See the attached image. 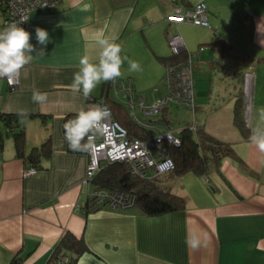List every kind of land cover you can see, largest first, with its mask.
<instances>
[{
	"label": "crops",
	"instance_id": "crops-1",
	"mask_svg": "<svg viewBox=\"0 0 264 264\" xmlns=\"http://www.w3.org/2000/svg\"><path fill=\"white\" fill-rule=\"evenodd\" d=\"M199 2L208 6L210 28L166 21L175 9ZM85 3L91 5L89 11H82ZM3 22L0 9V30ZM37 27L49 33L46 47L36 41ZM100 29L116 37L122 56L140 64L141 70L131 71L125 61L120 78L132 79L148 101L162 95L159 85L172 56V32L183 36L189 51L199 52L194 59V126L232 144L236 157L223 159L206 177L163 174L161 182L171 191L180 180L177 195L187 198L182 209L159 216H147L138 206L87 209L93 189L84 183L88 152H68L63 122L103 93L104 81L88 98L69 88L79 58L94 45ZM26 30L46 55L22 69L17 89L0 79V112L49 116L25 121L24 155L48 137L51 155L42 157L36 175L25 177V158L17 155L12 131L2 128L0 264L14 259L18 264H59L51 258L68 232L87 245L76 264H264V153L250 142L253 130L264 128V0H58L33 12ZM220 40L231 49L223 50L216 43ZM250 68L255 73L253 106L244 133L234 116L236 104L244 100V73ZM152 88L157 89L154 94ZM34 89L48 94L46 103L32 101ZM168 112L166 120L173 125ZM193 228L206 234L195 249L185 242Z\"/></svg>",
	"mask_w": 264,
	"mask_h": 264
},
{
	"label": "built area",
	"instance_id": "built-area-1",
	"mask_svg": "<svg viewBox=\"0 0 264 264\" xmlns=\"http://www.w3.org/2000/svg\"><path fill=\"white\" fill-rule=\"evenodd\" d=\"M58 0H0V9L4 18L3 28L9 24L23 23L27 28L30 16L33 12L50 8ZM166 21L171 24H191L198 27L210 28L208 6L205 2H199L188 9L177 8L173 13L167 14ZM168 44L173 56L186 55L185 59L166 62L168 93L155 97L152 101L138 93L133 80L129 78H117L114 81L104 82L109 85V98L117 105L124 108L128 118L142 131L143 135H131L128 128L117 121L112 108L101 96L90 99L89 105H107L112 115L106 121V131L98 135L92 149L88 152V165L84 183L92 186L93 180L100 172L104 163L125 162L132 175L140 178H154L170 173L175 169L174 160L169 154V146L178 147L182 143L179 133L167 120H153L152 117L162 116L171 105L184 106L195 109V63L194 59L199 52H191L187 49L183 36L178 32H172L168 36ZM255 73L250 68L244 73V123L246 127L251 124L252 96ZM7 85L11 90L17 89V82ZM157 89L153 90V94ZM88 105V106H89ZM195 131L194 125L189 126ZM38 169L29 163L25 167L24 176H34ZM90 199L92 209L100 208L129 209L136 206V197L125 192H113L106 188H94L91 190ZM59 264H66L68 257L60 255Z\"/></svg>",
	"mask_w": 264,
	"mask_h": 264
},
{
	"label": "trees",
	"instance_id": "trees-1",
	"mask_svg": "<svg viewBox=\"0 0 264 264\" xmlns=\"http://www.w3.org/2000/svg\"><path fill=\"white\" fill-rule=\"evenodd\" d=\"M216 43L223 47V50L231 49L225 41L220 40ZM186 55L171 56L165 62L185 59ZM101 96L106 98V102L112 108L113 115L117 121L128 128L131 135L142 136L143 133L132 123L128 118L127 113L122 115L121 106L115 104L109 98V85L104 83L103 93ZM100 96V97H101ZM97 99L99 97H92ZM90 99V98H89ZM90 100L88 101V105ZM119 108H118V107ZM243 101H239L235 106V125L246 132V125L243 121ZM114 110H117L114 112ZM76 113H69L64 117V124L74 118ZM164 120H166L167 110L164 111ZM40 117L46 121L49 116L44 114H28L27 117H21L19 113H2L0 112V148L4 147V133L2 128L12 131L13 139L17 155H22L26 163L39 169L41 167L42 157H49L51 155V137H48L40 147L32 149L29 155H24L25 146V129L24 124L28 118ZM182 143L178 147L169 146V154L174 160L175 169L171 171L172 176H182L187 173H194L201 177H206L211 169L218 168L222 160L228 157H236L233 145L222 142L210 134H208L204 127H196L193 131L189 126L184 127L180 131ZM68 152L71 153H85L72 151L67 142ZM161 176L154 178H140L132 175L125 162L104 163L100 172L92 182L94 188H106L113 192H125L127 194L135 195L136 206H138L147 216H159L165 213L182 209L186 206L187 198L177 195L171 189L162 184ZM92 203H88L87 209H92ZM87 250V245L83 238H77L71 232L65 236L58 243L51 259L57 260L60 255L68 257L66 264H76L80 255ZM12 264H18V260L14 259Z\"/></svg>",
	"mask_w": 264,
	"mask_h": 264
},
{
	"label": "clouds",
	"instance_id": "clouds-1",
	"mask_svg": "<svg viewBox=\"0 0 264 264\" xmlns=\"http://www.w3.org/2000/svg\"><path fill=\"white\" fill-rule=\"evenodd\" d=\"M91 5L85 3L82 11H89ZM21 23H11L3 30H0V79L6 78L10 85L17 82L22 69L25 68L35 57L46 55L45 47L49 42L47 30L37 27L35 30L37 48L31 43L32 34L21 26ZM99 46L98 55L96 47ZM122 46L116 42L115 36L105 35L103 29L98 30L94 35V45L85 49L84 54L79 58V70L75 72L73 82L69 85L74 94H81L88 98L96 86L104 81H114L121 76L122 67L125 61L128 62L131 71H139L140 64L135 60H129L121 55ZM48 94L34 89L32 101L43 105L47 102ZM21 117H27L26 110H21ZM112 115L107 105L92 104L87 108L79 110L75 117L64 124L65 139L68 146L75 152H89L98 135L106 131V121ZM264 119V109L260 111ZM250 142L264 153V128H256L250 137ZM206 239V234L198 229H191L186 236V244L190 248H198Z\"/></svg>",
	"mask_w": 264,
	"mask_h": 264
},
{
	"label": "rangeland",
	"instance_id": "rangeland-1",
	"mask_svg": "<svg viewBox=\"0 0 264 264\" xmlns=\"http://www.w3.org/2000/svg\"><path fill=\"white\" fill-rule=\"evenodd\" d=\"M170 49V48H169ZM171 52V50H170ZM172 55V53H171ZM164 78L162 79V82L160 83L161 87V96H164L168 93V87H167V71L165 70L164 72ZM120 78V77H119ZM156 88H152L154 90ZM153 92V91H152ZM252 106H253V96H252ZM168 119H170L174 125L176 133H179L184 127L186 126H191L196 123V115L194 110L188 107L184 106H176V105H171L168 108ZM126 112H122V115H125ZM178 182L174 183L173 186V191L174 193L178 194V192L181 191L182 189V184L179 179H177ZM93 190V189H92Z\"/></svg>",
	"mask_w": 264,
	"mask_h": 264
}]
</instances>
